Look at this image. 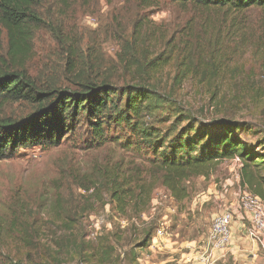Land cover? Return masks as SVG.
<instances>
[{"label":"rangeland","instance_id":"374dc122","mask_svg":"<svg viewBox=\"0 0 264 264\" xmlns=\"http://www.w3.org/2000/svg\"><path fill=\"white\" fill-rule=\"evenodd\" d=\"M39 2L43 22L27 64L31 74L56 72L59 84L71 89L80 80L78 74L105 76L119 85L147 84L166 100L147 117L159 136L176 126L171 139L190 123L199 131L223 118L243 124L235 134L264 154V75L260 70L253 76L244 71L251 63L249 52L238 50L241 57L235 52L237 56L225 60L222 56L219 62H227L225 71L211 83L201 74L187 77L180 86L173 81L182 60L198 72L218 62L206 56L212 46L208 47L207 33L200 31L203 21L215 13L177 0ZM262 13L246 12L244 19ZM230 35L222 49L239 46ZM5 47L1 34L0 51ZM68 55L77 65L74 74L65 71ZM157 57L160 68L144 75L141 69ZM207 85H216L215 94ZM31 110L20 102L6 103L0 112L24 117ZM83 120L76 119L73 131L66 129L57 144L19 147L0 159V264H202L199 255L180 260L179 251L169 253L168 239H195V246L202 245L212 217L225 208L233 215L231 243L209 264H264L262 243L246 233L251 216L240 205V194L247 191L240 184V165L222 160L209 176L184 182L188 196L177 204L162 187L161 171L147 144L136 143L139 140L124 125L105 131V143L93 144ZM258 173L264 178V164ZM113 177L130 187L131 194L145 184L151 188L150 201L144 206L131 201L118 212L109 195ZM159 226L165 230L163 242L156 237Z\"/></svg>","mask_w":264,"mask_h":264},{"label":"trees","instance_id":"16d2710c","mask_svg":"<svg viewBox=\"0 0 264 264\" xmlns=\"http://www.w3.org/2000/svg\"><path fill=\"white\" fill-rule=\"evenodd\" d=\"M177 1L194 2L206 14L215 13V17L203 21L200 31L207 33L208 47L212 46L205 52L206 56L214 57L218 62L205 64L198 72L182 60L173 76L175 84L180 86L187 77L196 74H201L200 78L209 83L219 75L218 78H221L227 63L219 62L221 57L225 60L230 55V59L237 56L235 52L241 57L238 50L249 52L251 57V63L244 70L247 75L253 76L254 70H260L264 75V0ZM40 7L39 0H0V36L4 34L6 38L5 50L0 51V110L6 103L23 102L32 107L24 117L5 116L0 112V159L11 155L19 147L57 144L65 135L64 131L68 128L73 131L71 125L74 121L83 118L90 129L93 144L105 143V131L122 129V125L140 141L136 143L147 144L157 170L161 171V185L177 204L188 196L184 182L196 176H209L222 160L235 156L241 161L240 184L247 185L253 193L264 194V178L258 173V166L264 164V154L255 152L235 134L243 126L240 122L221 118L209 128L199 131H194V125L190 123L170 139L169 135L176 131V126L159 136L147 121V117L153 116L166 101L147 84L119 85L105 76L83 78L77 73L80 80L73 82L75 88L71 89L59 84L56 72L43 77L31 74L27 64L33 55L35 32L43 22ZM254 10L263 13L260 17L244 19L246 12ZM229 33L230 41L239 46L232 44L230 48L222 49ZM159 57L148 62L147 68L141 69V72L144 75L147 72L155 74L161 66ZM65 64L66 73L74 74L77 65L72 63L70 55ZM215 66L218 70H214ZM138 71L134 72L140 75ZM207 86L215 94L216 85ZM121 97H124L122 105ZM138 188L137 194L133 191L131 194L130 187L126 188L125 183L112 178L109 195L118 212H124L131 201L136 206H144L150 201L151 188L147 189L145 184H140ZM141 245L145 246L146 242ZM9 264L24 263L10 261Z\"/></svg>","mask_w":264,"mask_h":264},{"label":"built area","instance_id":"2783aa9c","mask_svg":"<svg viewBox=\"0 0 264 264\" xmlns=\"http://www.w3.org/2000/svg\"><path fill=\"white\" fill-rule=\"evenodd\" d=\"M231 160L241 165V161L237 156ZM240 205L251 216V225L246 231L247 235L254 241L262 243L264 247V242H262L264 237V199L249 191H243L240 194ZM232 217V212L228 208L223 209L212 217L205 239L201 245V252L198 254L200 263L209 264L212 262L215 253L225 251L231 243ZM164 235V227L159 226L156 234L157 240L163 242ZM196 252H199V250Z\"/></svg>","mask_w":264,"mask_h":264},{"label":"crops","instance_id":"0c3cea01","mask_svg":"<svg viewBox=\"0 0 264 264\" xmlns=\"http://www.w3.org/2000/svg\"><path fill=\"white\" fill-rule=\"evenodd\" d=\"M229 160L231 161V159H229ZM240 167H241V165H240ZM243 187L247 188V185H244ZM247 191L251 192L248 188H247ZM251 193H253V192H251ZM253 194L264 199V194H256V193H253ZM220 196L222 197L223 194H220ZM216 197H218V195H216ZM174 203H176V202L174 201ZM180 219H182V218H180ZM169 236H170V234H168V237ZM194 241H195V239L194 240L193 239H185V240H178L177 243H174L175 241H173V239L170 238V239H168V252L173 255V254H177L176 251H179V253L181 255L180 260L181 259L184 260L185 258H191V257L194 258V257H196V255H198L201 252V250L199 252L194 251L197 246L201 245L200 244V245L195 246ZM224 254H225L224 251H223V253L217 252L214 254L213 259L221 258Z\"/></svg>","mask_w":264,"mask_h":264}]
</instances>
